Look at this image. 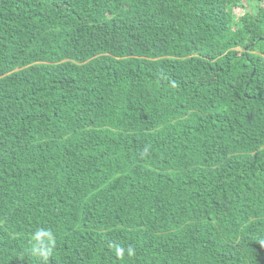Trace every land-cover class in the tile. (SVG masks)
<instances>
[{
	"label": "trees",
	"instance_id": "trees-1",
	"mask_svg": "<svg viewBox=\"0 0 264 264\" xmlns=\"http://www.w3.org/2000/svg\"><path fill=\"white\" fill-rule=\"evenodd\" d=\"M0 264H264V0H0Z\"/></svg>",
	"mask_w": 264,
	"mask_h": 264
},
{
	"label": "clouds",
	"instance_id": "clouds-1",
	"mask_svg": "<svg viewBox=\"0 0 264 264\" xmlns=\"http://www.w3.org/2000/svg\"><path fill=\"white\" fill-rule=\"evenodd\" d=\"M48 237V241L46 244L40 243L41 237ZM34 240L37 241V243L33 247V252L37 256L41 257L44 260H47L48 256L51 254V251L55 245L54 236L51 233L50 230L46 229H38L33 237ZM118 253H123V249H117ZM129 254H131V249H129Z\"/></svg>",
	"mask_w": 264,
	"mask_h": 264
}]
</instances>
